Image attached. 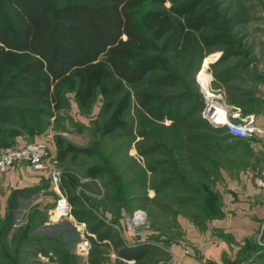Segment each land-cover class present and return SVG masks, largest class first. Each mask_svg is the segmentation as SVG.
<instances>
[{
  "label": "trees",
  "instance_id": "obj_1",
  "mask_svg": "<svg viewBox=\"0 0 264 264\" xmlns=\"http://www.w3.org/2000/svg\"><path fill=\"white\" fill-rule=\"evenodd\" d=\"M148 1L151 7H145ZM167 1L171 2L169 8L165 6ZM229 3L225 0L216 5L213 0H0V150L16 145L19 137L48 131L54 124L52 118L57 119L54 110L62 99L64 86L75 89L80 107L91 105L102 90L106 99L103 110L112 109L126 85L133 86V96L143 118L170 130L173 147L179 144L181 127L196 130L195 137L204 148L209 146L210 132L220 130L227 139L232 138L224 128H214L202 117V95L192 92L191 85L182 81L175 66L176 61L189 55L191 72L201 57L199 68L195 69L200 73L205 55L221 50L224 54L214 64L236 58L218 74L227 84L240 69L251 66L245 60L248 50H242L245 45L234 37L235 32L230 28L234 17L226 15L229 8L233 15H240L241 10H236L240 6L233 1ZM220 15L225 25L214 24ZM256 94L248 91L233 99L248 114L258 101ZM166 120L171 123L164 124ZM125 124L120 119L106 131ZM70 152L69 148L58 151L61 165ZM72 176L76 178L75 172ZM73 186L77 185L69 184L71 194L75 190ZM63 189L66 191L64 185ZM23 193L22 190L13 193L9 213L0 220V235L16 222L15 211ZM71 201L77 207L74 211L77 219L88 223L94 214L92 210L77 193L71 196ZM32 212L43 213L36 209ZM91 230L99 232L97 226ZM108 237V233L100 235L101 239ZM133 251L129 248L120 254L131 258Z\"/></svg>",
  "mask_w": 264,
  "mask_h": 264
},
{
  "label": "rangeland",
  "instance_id": "obj_2",
  "mask_svg": "<svg viewBox=\"0 0 264 264\" xmlns=\"http://www.w3.org/2000/svg\"><path fill=\"white\" fill-rule=\"evenodd\" d=\"M213 1L215 5L223 2ZM229 1L240 6L236 8L241 10L240 15H233L232 8L226 15L234 17L230 28L235 32L234 37L245 45L242 50H248L249 56L245 60L251 66L240 69L229 84L224 83L218 74L236 58L214 64L224 54L221 50L205 55L200 73H196V68H199L201 57L191 72L189 55L176 61L175 66L182 81L191 85L195 95H202V85L206 86L210 77L212 87L223 93V100L228 105L237 106L233 99L235 95L258 92L259 84L264 82V0H225V3L230 5ZM165 6L169 8L171 2L167 1ZM145 7H151V3L148 1ZM214 24L225 25L226 21L220 15ZM74 90L64 86L58 107L54 104L57 119L52 118L54 124L50 129L56 131L52 139L56 146V153L53 152L57 156L58 151L71 149L62 165L59 163V168L62 188L63 185L66 187L65 193L73 206L75 219L77 207L71 196L76 193L94 213L87 223L90 235L86 237L92 244L90 252L87 255L76 252L82 236L73 219L49 218L54 215L55 202L53 206L49 204L52 213L32 212L24 221L15 222L9 231L0 235V264H131L120 259V252L129 247L122 242L119 231L102 218L107 216L121 224L124 216L143 210L146 223L142 230L155 240L164 241L182 237L188 222L201 226L220 215L223 202L217 184L223 177V170L235 171L249 162L247 140L227 139L225 133L216 130L210 132L209 146L204 148L202 141L195 137L196 130L181 127L182 136L177 138L180 145L173 147L170 130L143 118L133 96V86H125L110 110H103L106 99L102 90L86 107L77 104ZM201 100L204 108L203 95ZM253 106L258 108V102ZM120 119L126 121V126L106 131L111 123L113 125ZM170 123V120L164 121V124ZM146 130L148 134H145ZM49 138L45 140L50 143ZM72 172L76 174L74 179ZM94 178L101 182V186ZM70 183L77 185L73 186L72 194ZM51 192L58 199L59 196ZM93 226H97L99 232L91 230ZM102 233H108L107 241L100 238Z\"/></svg>",
  "mask_w": 264,
  "mask_h": 264
},
{
  "label": "crops",
  "instance_id": "obj_3",
  "mask_svg": "<svg viewBox=\"0 0 264 264\" xmlns=\"http://www.w3.org/2000/svg\"><path fill=\"white\" fill-rule=\"evenodd\" d=\"M256 96L259 107L248 114H254L256 124L264 130V82ZM55 134L50 129L41 135H25L17 138L16 145L50 137L56 153ZM245 140L251 159L238 170H223L217 184L223 202L220 215L201 226L188 222L182 237L164 239L160 246L134 248L131 258L120 254V259L131 264H264V200L256 183L264 175V132ZM50 182L48 175L28 165L10 167L0 174V220L8 215L16 190L24 191L15 211L16 222L24 221L34 209L52 213L49 204L53 206L57 197L52 196Z\"/></svg>",
  "mask_w": 264,
  "mask_h": 264
},
{
  "label": "built area",
  "instance_id": "obj_4",
  "mask_svg": "<svg viewBox=\"0 0 264 264\" xmlns=\"http://www.w3.org/2000/svg\"><path fill=\"white\" fill-rule=\"evenodd\" d=\"M202 86L205 106L201 114L211 125L224 128L234 138H252L264 132L256 124L254 114H245L241 107L228 105L223 100V93L212 87L210 77L206 86ZM59 163L58 156L53 152L51 144L45 139L29 141L22 146H8L0 151V174L5 173L10 167L28 165L50 177L52 189L59 196L51 219H73L77 231L82 236V239L76 245V252L79 255H87L92 247L90 240L86 237L90 235L87 229V222L79 221L73 215V206L62 188V172L59 168ZM93 180L97 181V184L101 186V182L98 179L94 178ZM85 181L89 180L86 179ZM256 183L264 200V175L257 177ZM78 189L80 190V188ZM102 219L119 231L122 242L129 248L151 244L161 245L162 241L155 240L151 234L142 230L146 223V213L143 210H136L132 214L124 216L122 219L124 224H117L107 216Z\"/></svg>",
  "mask_w": 264,
  "mask_h": 264
}]
</instances>
